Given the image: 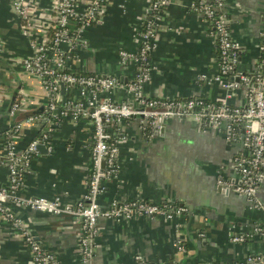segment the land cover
I'll use <instances>...</instances> for the list:
<instances>
[{
  "label": "crops",
  "instance_id": "0c3cea01",
  "mask_svg": "<svg viewBox=\"0 0 264 264\" xmlns=\"http://www.w3.org/2000/svg\"><path fill=\"white\" fill-rule=\"evenodd\" d=\"M51 1L42 0L43 14L37 10L33 14L34 21H38L35 26L38 32L46 26L44 13ZM192 1L174 0L164 11L158 49L151 57L153 71L143 86V94L148 98L200 97L216 102L226 99V92L219 84L197 80L200 75L209 79L217 75L218 58L209 25L189 8ZM13 2L0 0V39L4 43L0 55V189L9 182L2 132L11 125L12 118L7 113L12 110V100L15 98L24 112L30 113L47 104L39 80L27 74L21 65L31 48L23 30L24 22L16 17ZM225 5L232 38L242 46L237 71L251 73L261 56L264 0H225ZM150 15L146 0H111L102 21L87 31V44L80 48L77 69L90 75L117 76L123 85L131 83L132 68L121 67L119 52L138 50L139 34ZM113 97L117 101L132 100L120 88ZM243 98L239 92L231 103H242ZM32 128L36 126L27 128L17 140L21 149L26 148ZM56 130L53 151L47 156L38 152L34 157L32 173L26 178L21 194L60 199L63 205L74 206L86 193L92 129L89 120L75 124L69 119ZM126 133L127 140L120 146V174L109 181L100 197L103 207L110 206L113 200L189 206L192 217H188V224L187 217L181 223L186 227L185 237L189 232L187 245L195 252L188 259L185 253L181 255L184 264H237L264 252V238L242 245L232 244L227 238L231 225L247 230L264 224L261 214L251 211L244 198L219 190V171L225 168V175L231 176L239 144L229 143L221 132L201 128L192 120H171L162 133L158 130L148 134L140 132L137 123H129ZM259 196L264 204V184ZM12 209L53 255L55 264H81L83 230L73 218L16 206ZM175 225L176 222L164 218L102 220L94 242L93 264H137L138 256L150 263H170L177 253L174 242L182 239ZM195 231L196 238L192 237ZM200 232L207 233L205 240L200 239ZM0 264H32L25 240L1 217Z\"/></svg>",
  "mask_w": 264,
  "mask_h": 264
},
{
  "label": "built area",
  "instance_id": "2783aa9c",
  "mask_svg": "<svg viewBox=\"0 0 264 264\" xmlns=\"http://www.w3.org/2000/svg\"><path fill=\"white\" fill-rule=\"evenodd\" d=\"M41 1L14 0L13 10L18 20L25 23L23 30L31 48L21 65L27 74L39 80L47 104L43 114L19 121L2 132L9 182L6 188L0 189V217L25 240L32 264H55V259L29 232L24 221L14 214L13 206L56 217L66 216L79 223L83 230L81 264H93L94 242L99 236L102 220L122 222L140 217L150 220L164 218L176 222V232L184 235L186 227L181 221L193 214L189 206L140 200H113L108 207L101 205L100 197L105 194L107 184L120 174V146L128 136L124 124L137 123L140 132L148 134L171 120H192L201 128L210 127L221 132L229 143L239 144L240 149L233 159L231 176L225 175V168L219 171L218 185L244 198L251 211L264 215V204L259 196L264 184V34L261 56L254 71L240 74L237 67L242 46L232 38L225 0H193L190 10L212 28L211 37L219 48L217 75L210 79L200 75L197 80L219 84L226 92V99L218 102H207L200 97L152 99L143 94V86L153 71L151 57L158 49L164 11L174 0H146L151 15L145 30L139 34L138 50L119 52L121 67L130 69L134 66L135 71L131 83L124 85L117 76H86L81 71H72L78 68L80 48L87 44V31L102 21L111 0H52L44 13L46 26L38 32L35 29L38 21H34L33 14L36 10L43 14ZM2 52L4 43L0 39V55ZM119 88L132 100L115 101L113 94ZM239 92L243 94V102L232 104L231 99ZM23 109L18 102L13 104L10 118L18 113L25 114L27 111ZM64 118L75 124L84 118L91 125L92 147L86 193L74 206H65L60 199L22 196L25 178L32 173L34 157L38 155L37 144L42 142L51 153V135ZM44 122L42 136L21 149L17 143L21 133ZM227 236L235 245L263 239L264 224L244 232L231 225ZM199 237L205 240L207 233L200 232ZM174 246L180 256L185 253L186 259L191 257L184 240H176ZM136 261L137 264H155L146 262L141 256ZM183 262L179 259L162 264ZM237 264H264V252Z\"/></svg>",
  "mask_w": 264,
  "mask_h": 264
},
{
  "label": "trees",
  "instance_id": "16d2710c",
  "mask_svg": "<svg viewBox=\"0 0 264 264\" xmlns=\"http://www.w3.org/2000/svg\"><path fill=\"white\" fill-rule=\"evenodd\" d=\"M210 27V26H209ZM142 30H145V26L143 27V29ZM212 30V28L210 29V31ZM261 44H262V42H261ZM216 51H217V58H218V56H219V48H218V46H217V49H216ZM130 68H132L131 70L133 71V75L135 74V71H134V66H131ZM72 71H75L76 73L77 72H80L77 68L75 69V68H73L72 69ZM83 75H86V76H90V74H87V73H83ZM71 97H73V95H71ZM114 98V97H113ZM189 99V98H188ZM115 100V99H114ZM115 101H117V100H115ZM207 102H216V101H211V100H206ZM18 102V101H17ZM117 102H119V103H124V102H128L127 100H122V101H117ZM44 111H45V108H43V109H39L38 111H35V112H31V114H24V113H19L18 115H19V120L20 121H23V120H26V119H28V118H31V117H35V116H38V115H41V114H43L44 113ZM65 120H69V118H64L62 121H61V124L60 125H62L63 124V122L65 121ZM86 121V119H84V118H82L81 119V121ZM34 126H36V128H32L31 130H30V133L32 134V136H31V138H30V140H28L27 142H28V144L26 145V147L31 143V142H33L34 140H36L37 138H39V137H41L42 136V133H43V130L41 131L40 130V124H35ZM124 126H125V128H126V124H124ZM4 131L6 130V128H4L3 129ZM56 131L57 130H55V132L53 133V135H51V141L53 140V136H54V134L56 133ZM38 135V136H37ZM37 136V137H36ZM91 153V152H90ZM7 174H8V170H7ZM28 177V176H27ZM26 177V178H27ZM26 178H25V180H26ZM257 213H260L261 214V216H262V219H264V215L261 213V212H257ZM189 217H192V215L191 216H189ZM188 220H189V218L187 217V224H188ZM184 222H186L185 221V218H184V220H183ZM240 232H244V231H247V230H245L244 228H243V230H241V229H238ZM228 234V233H227ZM189 235V232H187L186 233V237H189L188 236ZM197 236V231H195V234H193L192 235V237H195L196 238V236ZM186 237L182 234V237H180V238H182L183 240H184V238H185V240H184V242L186 243V246H188L187 247V252L188 253H190V254H193L194 252H195V250L194 249H192V248H189V245H187V244H189L188 242H187V240H186ZM227 238H228V236H227ZM259 239H262V238H257V239H255V240H253V241H256V240H259ZM253 241H248V242H246V243H244V244H247V243H250V242H253ZM250 257V256H249ZM248 258V257H247ZM179 259H181V256H180V254L177 252L176 254H175V256H174V260H179ZM247 259H244L242 262H245ZM216 264H220V263H216ZM231 264H233V263H231Z\"/></svg>",
  "mask_w": 264,
  "mask_h": 264
},
{
  "label": "water",
  "instance_id": "95a60500",
  "mask_svg": "<svg viewBox=\"0 0 264 264\" xmlns=\"http://www.w3.org/2000/svg\"><path fill=\"white\" fill-rule=\"evenodd\" d=\"M17 95V92H15V94H14V97ZM13 102V103H12ZM12 104H15V102H16V99L14 98L13 100H12ZM25 114H31L30 112H26ZM7 115H9V113H7ZM17 117V116H16ZM16 117H13L12 119H11V125H15V124H17V123H19V119H17ZM44 126H45V122L42 124V125H40V130L42 131L43 129H44ZM158 130H160V132L162 133L163 131H165V124H162V125H158L157 127H156V131H158ZM36 151L37 152H39L40 154H42V155H45V156H47L48 154H49V151H48V149H47V146L45 145V144H43L42 142H40L39 141V143L37 144V146H36ZM105 165V161L103 162V166ZM219 190L221 191V192H223V193H230V191L229 190H226L224 187H220L219 186ZM204 243H206V242H204Z\"/></svg>",
  "mask_w": 264,
  "mask_h": 264
}]
</instances>
